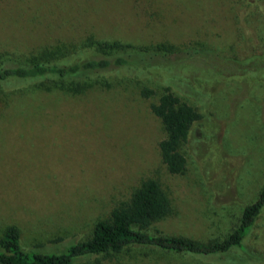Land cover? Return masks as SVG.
<instances>
[{"label": "rangeland", "instance_id": "obj_1", "mask_svg": "<svg viewBox=\"0 0 264 264\" xmlns=\"http://www.w3.org/2000/svg\"><path fill=\"white\" fill-rule=\"evenodd\" d=\"M96 43L252 60L264 54V0H0V54L26 63L57 52L78 60ZM235 67L193 57L173 70L97 75L79 89L58 80L1 88L0 236L16 225L23 248L60 252L152 178L171 212L149 232L224 238L264 186V70L239 76ZM166 87L200 114L180 144V174L161 160L165 130L150 107ZM143 88L153 94L141 96ZM90 262L264 264V206L241 245L225 253L132 247Z\"/></svg>", "mask_w": 264, "mask_h": 264}, {"label": "trees", "instance_id": "obj_2", "mask_svg": "<svg viewBox=\"0 0 264 264\" xmlns=\"http://www.w3.org/2000/svg\"><path fill=\"white\" fill-rule=\"evenodd\" d=\"M117 46L96 43L87 54L79 52L83 56L78 60L76 54L57 52L42 60L26 63L0 54V89L22 81L36 80L69 81L75 89H79L97 75L127 70L143 74L158 68L173 70L176 65L193 57L201 60L209 56L215 60L231 59L239 76L253 70H264V54L254 55L252 60V56L239 60L223 58L211 50L194 47L178 50L170 45ZM152 94V89L141 90L143 97ZM150 107L165 130V137L158 143L161 160L171 174H180L185 170L186 158L179 147L192 124L200 119V114L191 105L181 102L169 87ZM263 206L264 186L257 198L243 208L238 225L224 238L207 243L184 236L151 233L148 231L150 225L171 212V202L161 185L155 179L148 178L141 181L129 199L119 202L108 218L98 220L88 238L69 243L60 252L25 249L21 244L19 228L16 225L8 226L0 236V264H94L90 262L91 257L109 256L132 247L201 256L225 253L241 245Z\"/></svg>", "mask_w": 264, "mask_h": 264}]
</instances>
